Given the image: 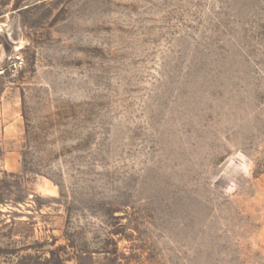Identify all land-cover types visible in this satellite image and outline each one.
Segmentation results:
<instances>
[{"label":"rangeland","instance_id":"1","mask_svg":"<svg viewBox=\"0 0 264 264\" xmlns=\"http://www.w3.org/2000/svg\"><path fill=\"white\" fill-rule=\"evenodd\" d=\"M0 264H264V0H0Z\"/></svg>","mask_w":264,"mask_h":264}]
</instances>
